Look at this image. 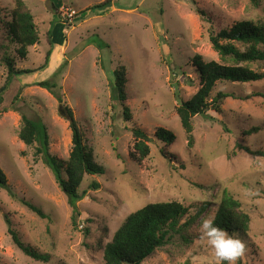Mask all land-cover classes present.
I'll return each instance as SVG.
<instances>
[{
  "label": "rangeland",
  "instance_id": "1",
  "mask_svg": "<svg viewBox=\"0 0 264 264\" xmlns=\"http://www.w3.org/2000/svg\"><path fill=\"white\" fill-rule=\"evenodd\" d=\"M24 1L35 16L40 41L21 58L7 28L16 0H0V86L8 74L4 55L17 69L31 70L17 77L15 88L22 89L15 104L11 91L0 103V109L8 107L0 112V167L9 185L0 186V264H106L104 248L126 216L148 203L170 200L189 207L180 224L196 216L204 202L209 207L182 229L183 235L175 233L142 264H215L207 240L199 236L200 222L215 217L225 193L238 199L251 217L246 232H228L245 244L235 264H264V156L238 147L264 150V79L218 82L212 96L219 91L233 96L222 100L220 112L211 109L194 117L192 147L177 113L200 86L194 55L220 61L210 31L244 19L264 23V0H112L103 9L92 6L104 0ZM72 10L76 14L70 20L66 12ZM99 40L109 47H99ZM119 64L127 68L131 121H125L121 105L112 99ZM61 65L57 91L105 168L104 174H87L79 187L86 194L78 202L77 226L52 171L34 160V148L19 137L22 114L41 119L48 128L50 151L63 161L69 157L72 131L67 114L51 92L37 85ZM251 67L264 71V61ZM132 127L143 128L151 138L150 154L141 162L133 155ZM158 127L172 130L176 141L167 145L158 139ZM93 182L100 187L91 189ZM9 222L25 246L49 260H37L19 248Z\"/></svg>",
  "mask_w": 264,
  "mask_h": 264
},
{
  "label": "trees",
  "instance_id": "2",
  "mask_svg": "<svg viewBox=\"0 0 264 264\" xmlns=\"http://www.w3.org/2000/svg\"><path fill=\"white\" fill-rule=\"evenodd\" d=\"M111 4H113L112 0H104L92 6V9H103ZM199 13H202L205 17L209 16L202 10ZM11 17L7 27L9 35L18 46V55L21 58H26L28 48L40 41L35 16L24 0H16ZM52 35V30H49L47 38L50 44H52ZM210 41L214 50L219 54L220 61H206L201 54L194 55L192 63L198 73L200 86L188 100L183 101L177 108L181 124L187 134L189 147L194 145V117L206 114L211 109L220 112L222 100L233 96L223 91H219L215 96H212L218 82L248 83L264 79V71L251 67L256 62L264 61L263 22L256 23L252 20L244 19L218 32L211 30ZM97 45L102 48L109 47L102 40H99ZM51 51L50 48L46 52L45 63H48ZM2 60L7 65L8 74L4 84L0 86V103L4 102L5 94L11 91L9 97L12 103L15 104L22 89L21 86L15 88L17 77L31 70L17 69L14 60L10 56L4 55ZM63 66L61 65L50 79L39 81L37 85L51 92L67 114L69 127L72 131V149L69 157L66 161H63L50 151L48 128L41 119L30 118L22 114L19 137L25 145L34 148V160L36 162L42 161L52 171L57 184L68 197V202L73 212L72 224L77 226V218L80 216L78 202L86 194V191L80 192L79 187L87 174H104L105 168L96 161L92 149L87 145L85 132L76 119L73 109L57 91L59 85L56 76ZM114 77L112 99L121 105L125 121H131L132 112L127 103V68L124 64H119L115 68ZM260 95L264 97V94ZM7 110L8 107H3L0 112ZM261 128L264 129V126ZM261 128L255 127L253 130L259 131ZM131 131L135 138V152H133V155L137 161L141 162L150 154L149 142L151 138L141 127H132ZM155 135L167 145L173 144L177 139L176 134L166 127H158ZM238 147L250 154L264 156V150H253L241 144H238ZM0 186L9 187L6 174L1 167ZM90 187L91 189H98L100 184L93 182ZM23 202L40 217H47L39 207L26 200H23ZM203 204L199 207L197 215L187 217L183 224L180 223L188 215L189 207L177 200L151 202L131 212L117 228L111 241L106 244L103 256L105 263L142 264L156 250L169 244L175 233L180 232L183 235L182 229L190 226L209 207L208 202ZM215 220L218 226L229 233L246 232L249 230L251 217L242 209L241 202L238 199L230 193H225L215 213ZM9 233L12 235L15 244L27 255L41 261L47 262L49 260L50 257L48 255L35 252L25 246L16 231L11 227V224Z\"/></svg>",
  "mask_w": 264,
  "mask_h": 264
},
{
  "label": "clouds",
  "instance_id": "3",
  "mask_svg": "<svg viewBox=\"0 0 264 264\" xmlns=\"http://www.w3.org/2000/svg\"><path fill=\"white\" fill-rule=\"evenodd\" d=\"M199 236L206 239L212 249L215 264H235L245 250L244 242L235 234L216 224L215 217L208 215L200 222Z\"/></svg>",
  "mask_w": 264,
  "mask_h": 264
},
{
  "label": "built area",
  "instance_id": "4",
  "mask_svg": "<svg viewBox=\"0 0 264 264\" xmlns=\"http://www.w3.org/2000/svg\"><path fill=\"white\" fill-rule=\"evenodd\" d=\"M66 13H68L69 17H70V20H72V18L75 16L76 14V11L75 10H72L71 12L67 11ZM64 20L66 21V19L64 18Z\"/></svg>",
  "mask_w": 264,
  "mask_h": 264
}]
</instances>
